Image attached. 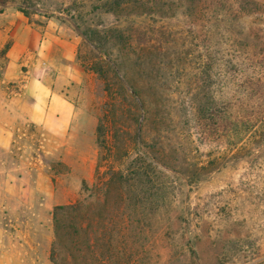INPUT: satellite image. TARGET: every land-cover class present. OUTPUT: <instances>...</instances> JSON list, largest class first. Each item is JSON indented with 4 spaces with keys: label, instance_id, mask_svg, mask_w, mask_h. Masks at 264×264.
<instances>
[{
    "label": "rangeland",
    "instance_id": "obj_1",
    "mask_svg": "<svg viewBox=\"0 0 264 264\" xmlns=\"http://www.w3.org/2000/svg\"><path fill=\"white\" fill-rule=\"evenodd\" d=\"M0 1L36 23L55 21L75 33L77 59L87 72L70 94L76 107L66 133L34 125L32 152L18 148L19 142L11 149L0 142V264H55L54 208L89 194L108 149L116 165L126 168L140 152L133 142L139 111L122 88L127 83L116 64L142 82L154 73L151 81L167 91L151 96L153 104L167 103L160 113L165 120L159 111L151 114L153 121L145 120L141 145L163 154L176 151L182 159L179 175L163 169L170 203L151 225L134 226L141 238L132 243L133 264H264V39L255 47L264 37V8L235 20L229 5L216 10L217 0ZM146 51L154 56L140 63ZM145 68L146 78L136 74ZM15 93L0 76V124L19 121L21 109L10 101ZM214 107L217 124L221 116L258 121L235 135L205 127L203 110ZM124 148H130L127 156ZM31 154L34 180L25 163ZM102 164L103 172L106 160ZM102 231L106 240L108 231Z\"/></svg>",
    "mask_w": 264,
    "mask_h": 264
},
{
    "label": "trees",
    "instance_id": "obj_2",
    "mask_svg": "<svg viewBox=\"0 0 264 264\" xmlns=\"http://www.w3.org/2000/svg\"><path fill=\"white\" fill-rule=\"evenodd\" d=\"M226 4L229 5L227 9H230L228 13H234L235 20H239L240 18L237 16L241 14L246 15L250 11H254V9L264 8V0H217L216 10L219 7L223 8ZM235 4H237V7L233 10ZM4 6L5 2L0 1V12ZM189 7L184 8L191 10L193 14L194 11ZM251 33H254L253 29ZM256 37L257 35L253 38L257 40ZM246 38L248 42V36ZM258 38L259 40H257L255 47H259L258 44H261L259 41L264 39V37ZM150 55L153 57L154 53L146 51L139 56L138 60L140 63H148V56L150 57ZM150 64L152 66L156 65L157 71L162 70V64L158 63L157 66L153 58ZM116 67L118 68L117 71L123 74L122 77L125 78L127 83L126 85L123 82L122 88L133 100L131 103L136 111H139L140 120L137 119L139 122L133 142L141 146V149L135 156L132 165L127 166V168L122 163L116 165L111 149H108L106 154L102 153L99 158L95 179L87 187L90 191L89 194L80 196L72 203L58 205L54 208L53 227L55 235L52 244V261L55 264H102L100 258L103 247L105 248L104 253H106L105 264H111L112 262L114 264V258L117 259L116 264H133V254L135 255L137 252L134 251L133 253L132 243L136 239L139 240L141 238L134 226H141L145 223L151 225L164 205L170 203L173 197L165 193L166 184L169 181L165 180L166 175L163 169L171 171L174 175L181 173L179 169L182 159L178 158L176 151L163 154L155 146L147 150L145 146L141 145L145 143L147 134L143 131L145 120L147 122L153 121V118L150 120V116L151 114L155 115L156 111H159L161 121L165 120V116H160V113L163 111L164 104L167 105V103L164 101L162 103L154 102L153 104L151 96L157 97L159 95L164 97L167 91L162 88V85L151 81L155 79L153 78L155 76L154 73L150 76L149 72L148 77H150L148 79H151L150 81L142 82L125 70V65L116 64ZM98 71L101 72V69H98ZM145 72L146 68L136 74L146 78ZM168 100L170 102L171 98ZM194 104L195 102L192 101L190 104L191 109H194ZM216 109L217 107L206 108V110H214V112L210 113H206V110H203L204 114H202L201 119L206 122L205 127L209 124L217 125L218 129L230 133L234 132L232 134L235 135L254 128L258 121L256 116L242 118L241 120L217 116L218 119L220 117V123L217 124L215 123ZM120 111L123 112V110ZM186 117L188 119L186 123L192 127L191 123L194 116L189 110ZM115 135L117 137V133ZM122 145L129 147V145ZM124 149L125 152L127 151V156L130 153L128 152L130 148ZM103 160H106L107 168L102 172ZM194 175L191 174L189 177V184L193 183ZM104 228L108 231L106 240H103L102 237Z\"/></svg>",
    "mask_w": 264,
    "mask_h": 264
},
{
    "label": "crops",
    "instance_id": "obj_3",
    "mask_svg": "<svg viewBox=\"0 0 264 264\" xmlns=\"http://www.w3.org/2000/svg\"><path fill=\"white\" fill-rule=\"evenodd\" d=\"M79 43L77 35L58 22L36 23L16 6L3 7L1 83L16 89L10 101L21 109L16 112L17 123L0 124V142L4 140V148L11 149L14 142H19L18 148L34 151V125L57 135L71 127L76 106L70 94L87 75L77 59ZM25 163L31 165L33 172L34 154Z\"/></svg>",
    "mask_w": 264,
    "mask_h": 264
}]
</instances>
